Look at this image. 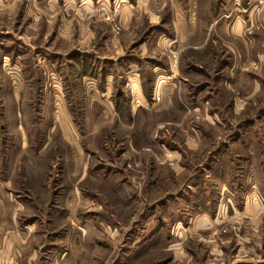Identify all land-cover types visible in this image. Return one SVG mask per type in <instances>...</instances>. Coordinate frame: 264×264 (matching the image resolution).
<instances>
[{"label":"rangeland","instance_id":"1","mask_svg":"<svg viewBox=\"0 0 264 264\" xmlns=\"http://www.w3.org/2000/svg\"><path fill=\"white\" fill-rule=\"evenodd\" d=\"M130 2L0 0V264H264V0H146L125 28ZM150 32L171 98L135 114L79 99L74 52ZM174 192L194 201L167 225L184 234L155 241Z\"/></svg>","mask_w":264,"mask_h":264},{"label":"crops","instance_id":"2","mask_svg":"<svg viewBox=\"0 0 264 264\" xmlns=\"http://www.w3.org/2000/svg\"><path fill=\"white\" fill-rule=\"evenodd\" d=\"M53 1L55 3L62 1L66 3L68 1L71 9H74L78 1L81 3L82 7H86V5L93 6L95 2L100 0ZM135 1L136 5L130 2V6L132 7L127 8L123 13L122 22L127 25L125 28L128 26L130 27V23L139 16V13H141L139 8L141 6H147L146 0ZM152 33L153 32H150L147 37H143L142 41H140L137 46L133 45L134 48L132 49L130 47L131 45L127 44L125 41L112 38L109 41H104L101 45L109 52L107 54L101 53L94 47L87 51L74 52L73 54L77 55V57H75L77 62L75 61L76 65L73 70L75 74L79 75L77 77L82 82L77 87L79 99L82 95H84V97L90 96V98H93L90 105H95V109L100 113L127 111L135 114L140 111L144 112L143 110L148 109L147 103H149V98L151 96L152 98L155 97L159 92L164 98L168 96L171 98L172 95L175 94L177 88V84L172 81L176 74V70L173 67L172 61L168 59L149 63L153 60H150L153 58V48L159 50L165 45L161 46V40L155 42L152 39ZM150 64L152 65L149 66ZM148 67H151V73L154 74V85L152 89H150L149 94L145 92V74ZM81 102L82 101H80V103ZM136 102H139V104ZM138 105L139 107H143L140 108L139 111ZM169 155L172 156L171 154ZM173 156L175 157V154ZM193 192V190L185 191V193L188 194ZM216 193L223 194L225 191H222L221 188H217ZM177 194V192L170 193V196L168 195L155 203V215H158L157 213L160 210L159 216L156 218L158 227L153 233V239H155V241L179 240L178 236L182 233L184 234L182 231H179L177 234L173 232V230H167V225H171L172 229H176L179 225L183 224L186 219L178 216L180 210L183 209V207L188 208V205H194L191 196V198L188 197V195L179 198ZM167 198H172V201L167 200ZM161 208L164 210L162 211ZM210 219H212V222L216 221L215 216L212 218V215H209V213L201 212L197 216L190 218L189 223L196 227L198 225L199 228L195 227L196 229L204 230L205 226H208L211 222ZM186 251L188 252V250Z\"/></svg>","mask_w":264,"mask_h":264},{"label":"built area","instance_id":"3","mask_svg":"<svg viewBox=\"0 0 264 264\" xmlns=\"http://www.w3.org/2000/svg\"><path fill=\"white\" fill-rule=\"evenodd\" d=\"M128 3L129 0H114V8L119 11L120 9H123Z\"/></svg>","mask_w":264,"mask_h":264}]
</instances>
